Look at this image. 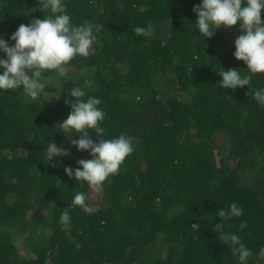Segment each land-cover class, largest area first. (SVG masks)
Returning <instances> with one entry per match:
<instances>
[{
	"label": "trees",
	"instance_id": "1",
	"mask_svg": "<svg viewBox=\"0 0 264 264\" xmlns=\"http://www.w3.org/2000/svg\"><path fill=\"white\" fill-rule=\"evenodd\" d=\"M64 2L73 23L95 24L98 42L65 66L62 84L45 71L39 100L0 91V264H240L219 220L251 250L248 264H264V106L252 97L264 73L235 90L218 83L220 66L247 71L233 56L239 23L203 38L191 25L200 0ZM43 11L37 0H0V37ZM148 24L151 38L135 34ZM87 80L86 94L102 101L105 137L124 133L134 145L99 190L66 175L65 166L91 156L57 127L71 111L67 91ZM50 141L69 154L49 163ZM77 191L92 214L72 205ZM233 202L242 216L217 217ZM66 207L67 230L59 223Z\"/></svg>",
	"mask_w": 264,
	"mask_h": 264
},
{
	"label": "clouds",
	"instance_id": "2",
	"mask_svg": "<svg viewBox=\"0 0 264 264\" xmlns=\"http://www.w3.org/2000/svg\"><path fill=\"white\" fill-rule=\"evenodd\" d=\"M38 7L48 10L43 18H34L28 24H20L8 39L0 37V91L22 89L25 98L36 101L42 98L49 85L45 71H55V80L62 84L67 79L66 65L74 57H87L94 43H97L95 24L90 20L73 23L64 0H37ZM264 0H200L193 6L196 13L194 28L203 38H211L216 30L227 29L239 23L240 34L234 40L233 56L242 60L247 68H227L220 66L218 81L222 89H237L249 86L254 74L264 73V20L261 18ZM134 32L138 36L151 38L156 28L153 24L137 25ZM13 41L14 43H10ZM64 78V79H61ZM92 80L85 81L83 87H72L67 91L73 99L65 98L64 103L71 111L57 127L79 151H87L91 159H78V167H64L69 179L80 180L94 190L103 187L106 179L119 173L126 157L134 151L131 139L124 133L106 138V129L101 126L105 112L98 96L87 95L85 89L92 87ZM249 89V88H248ZM56 92L50 96L57 97ZM49 96V97H50ZM253 99L264 106V87L252 92ZM95 132L96 139L90 133ZM78 139H73V135ZM44 159L53 163L54 157L67 156L68 150L56 142H47ZM73 206H79L86 214H92L93 206L87 203L85 192L73 195ZM244 214L243 207L233 202L228 209H219L217 217L231 220ZM59 223L65 230L72 226L69 207L59 216ZM221 239L229 244L231 253L240 264H248L251 250L242 242L241 237L224 230L223 221L215 225ZM241 228L246 224L241 223ZM264 253V248L261 249Z\"/></svg>",
	"mask_w": 264,
	"mask_h": 264
}]
</instances>
